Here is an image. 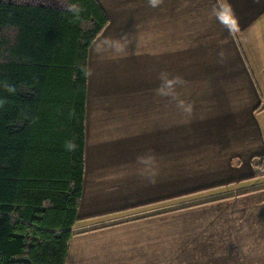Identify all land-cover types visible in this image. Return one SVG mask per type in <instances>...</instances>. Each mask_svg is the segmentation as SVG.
<instances>
[{
    "label": "crops",
    "instance_id": "1",
    "mask_svg": "<svg viewBox=\"0 0 264 264\" xmlns=\"http://www.w3.org/2000/svg\"><path fill=\"white\" fill-rule=\"evenodd\" d=\"M111 1L98 0L108 23L87 56L83 186L64 264H264V94L242 59L264 54V0H179L159 16L150 0H118L117 30ZM220 75L232 97L211 94ZM96 76L125 90L89 100ZM173 143L189 172L168 188L155 171Z\"/></svg>",
    "mask_w": 264,
    "mask_h": 264
},
{
    "label": "trees",
    "instance_id": "2",
    "mask_svg": "<svg viewBox=\"0 0 264 264\" xmlns=\"http://www.w3.org/2000/svg\"><path fill=\"white\" fill-rule=\"evenodd\" d=\"M107 23L98 0H0V264L65 263L83 186L87 55Z\"/></svg>",
    "mask_w": 264,
    "mask_h": 264
},
{
    "label": "rangeland",
    "instance_id": "3",
    "mask_svg": "<svg viewBox=\"0 0 264 264\" xmlns=\"http://www.w3.org/2000/svg\"><path fill=\"white\" fill-rule=\"evenodd\" d=\"M137 1H138V3H140V0H137ZM178 1L179 0H150L148 2V4L150 5L149 7L154 10V12L157 14V16H159L160 15L159 11L155 10V8H158V9L159 8H161V9L168 8V9H170V7L177 5ZM202 3H203V1L200 2V4H202ZM205 3H208V2L205 0ZM110 5H111V9H112L110 11V14H109L111 21H112V23H110V25L112 28L114 27L117 30V28L120 26V23L122 21L120 18L124 15V11H123V9L122 10L118 9V7L121 6V4L119 3L118 0H112ZM115 8H117V9H115ZM116 20H119L120 22L117 23ZM102 33H103V30H101L100 35ZM103 35H104V33H103ZM90 47H91V44H90ZM252 50H253V52H251L247 56H243V58H242L243 61L245 62V70H247L248 73L252 77V79H251L252 85L255 84V82L257 84H261V86H259V88H260V91H263V94H264V54H259V52L256 50L255 47ZM120 69H122V68H120ZM226 76L220 75L217 77V83L218 84L224 83V84L211 87L210 90H211V94L213 96L218 95L219 96L218 98H221L222 96L232 97L233 95H235L238 92L236 86L231 83L232 79L227 78ZM104 80H105V78L99 79L98 76L90 79V86H89V90H88L89 100H91L93 96L101 95V94H104L105 92H114L116 90H125V83L107 84L106 82H104V83L101 82ZM98 81L100 83H97ZM185 83H187V82L184 81V79H182L181 84L184 85ZM132 87L140 90L141 92L143 90V87H141L140 84L139 85L134 84V85H132ZM129 88H131V86H129ZM200 93H202L205 97L207 96V94H209L208 91H206V90L200 91ZM154 97L155 96H151L150 100ZM192 127L193 126H191L189 123H187L186 128H185V133L186 134L189 133L191 131ZM209 132L210 131H209L208 127L202 126L200 128V132H199V139L204 140L205 136ZM171 146L175 149V152H172L166 170L156 169V171H155V174L159 180H161L164 183H166V182L168 183V188L170 187L171 181L176 185L186 183L187 181L185 180V176L186 175L188 176V172H189V169H187L188 165L185 162H183L182 159L179 158V155H178L181 153L185 154L186 150L183 149L180 145L177 146L176 143L171 144ZM208 149L209 150L213 149V146L209 147ZM204 168L206 171V167H204ZM189 221H190V219L188 217L183 216L182 218H180L179 222L186 225V223ZM197 235H198V229L192 232L191 238L197 237Z\"/></svg>",
    "mask_w": 264,
    "mask_h": 264
}]
</instances>
